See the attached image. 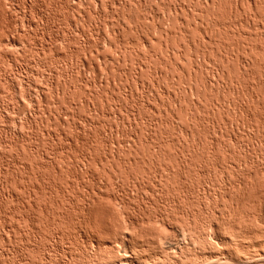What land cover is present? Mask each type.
<instances>
[{"label":"rangeland","instance_id":"374dc122","mask_svg":"<svg viewBox=\"0 0 264 264\" xmlns=\"http://www.w3.org/2000/svg\"><path fill=\"white\" fill-rule=\"evenodd\" d=\"M129 1L133 0H0V264L119 262L122 256L132 257L123 249L128 242L125 240L130 238L127 229L135 232L138 226L141 234L147 228V234L150 233L151 227L140 220L148 222L153 215L155 219L160 216L158 219L167 223L166 228L171 224L172 227L167 229L169 236L173 231L176 235L182 232L180 230L188 226L192 218L190 224L194 221V227L193 224L189 226L198 233L191 232L189 226L188 230L190 234H196L194 237L199 242H206L201 243L206 244L205 250L208 244H224L221 231L224 232L226 225L227 230L231 225L235 227L233 224L241 222L240 219L247 215H250L245 217L250 220L249 226L252 223L255 226L252 231L264 223V0L254 1L255 5L253 0V5L250 0ZM168 12L171 14L167 16ZM185 22L187 32L180 26ZM179 26L185 31L180 28L174 37L172 31ZM168 27L173 30L170 32ZM162 30L168 31L171 39L163 37L168 32L164 34ZM102 35L106 43H100ZM164 38H168L167 43ZM164 42L168 52L164 50ZM160 68H164L165 71L161 70L166 72V78L157 75ZM187 70H190L188 75L194 76L186 77ZM188 84L197 88L198 93ZM183 89L191 98H183ZM179 95L180 100L184 99L179 101L184 108L177 101ZM177 107L183 110L179 113ZM137 159L144 167L135 161ZM141 159L146 160V164ZM121 161H127L122 164L125 167L129 166L128 161L137 163L130 164L131 173H125L128 180L136 171L135 177L140 174L143 178H132L131 182L124 179L123 183V170L130 171V168L127 166L122 170ZM179 161L180 168L175 165ZM164 163L169 167L175 165L173 170L170 167L174 174L170 173L168 178L163 177L166 174H159L163 172L159 169ZM113 164L123 171H116L115 167V173H120L117 177L113 173ZM149 166H155L153 169L159 172H155L156 169L150 172L153 169L148 170ZM169 167L165 169L168 171ZM142 169L145 174L141 175L138 170ZM165 169L164 173L168 174ZM110 172L114 176L108 174ZM254 175L262 178L259 181L255 176L260 184L250 177ZM155 176L160 180L159 184V180H154ZM111 177L116 179L115 183ZM165 178L167 189L173 180L171 189L173 185L175 187L168 191L171 196L180 194L177 199L166 196ZM243 179L249 185L243 183ZM134 180L140 181L141 185ZM184 180L186 183L181 184ZM202 181H207L206 185ZM131 183L140 188H134ZM187 183L192 187L191 192ZM183 185L186 188L181 187ZM195 186L199 190L203 188V192L204 189L209 191L203 195L201 190H195ZM161 188L164 191L159 192ZM185 189H188L187 194L182 191ZM115 195L123 200L120 202L117 196L113 197ZM211 195L213 199L220 198L221 204L219 199L209 198ZM203 197L211 205L209 202L206 205ZM109 198L113 201L115 198L114 203L118 204L114 205L115 216L123 209V216L119 214V218L122 216L124 222L128 218L125 237L118 236L121 231L118 222V233L112 224L105 225L113 233L105 226L98 230L99 225L94 222L100 217L103 206L111 203ZM232 202L239 203L238 207ZM175 203L182 206L177 207ZM157 206L160 207L158 211ZM163 206L168 209L165 213ZM185 206L187 209L182 211L180 207ZM204 207H210V211ZM128 209L130 215H136L134 220L126 214ZM213 209L219 211L215 213ZM233 209L236 211L232 213L234 219L228 217V210L232 212ZM221 211L227 215H221ZM154 212L157 214L151 215ZM114 213H111L112 220H117ZM182 213L206 217L195 218L194 214L191 217ZM179 214L187 220L179 218ZM168 215L170 223L163 217ZM251 215L253 218L250 219ZM220 217L226 222L222 227L212 224L215 218V222H223ZM194 218L198 219L196 224ZM199 218L210 221L199 222ZM135 219L140 222L137 226L132 222ZM257 220L261 223L255 222ZM177 223L182 224L179 231ZM202 223H206L204 229ZM109 232L114 237L109 238ZM227 233L224 236H228ZM204 235H212L209 236L211 239L208 237L210 242ZM115 240L116 244H112ZM119 241L123 247L118 245ZM210 245L205 255L212 254L217 247L211 249ZM220 246L218 248L222 250ZM220 250L214 252L219 255ZM169 252L158 253L167 260L165 264H169L168 259H174L170 255L173 252Z\"/></svg>","mask_w":264,"mask_h":264},{"label":"bare ground","instance_id":"6f19581e","mask_svg":"<svg viewBox=\"0 0 264 264\" xmlns=\"http://www.w3.org/2000/svg\"><path fill=\"white\" fill-rule=\"evenodd\" d=\"M122 1H123V0H122ZM124 1H126V0H124ZM127 1H128V0H127ZM133 1H134V0H133ZM133 1H131V2H133ZM203 1H204V0H203ZM205 1H206V0H205ZM207 1H208V0H207ZM209 1H210V0H209ZM254 1H258V0H253V3H254V5H255L256 2H254ZM129 2H130V1H129ZM131 2H130V3H131ZM250 2H251V0H250ZM251 3H252V2H251ZM253 3H252V5H253ZM115 4H116V3H115ZM123 4H125V2L122 3V5H123ZM126 4H128V2H127ZM237 4L239 5V3H237ZM119 5H120V4H119ZM122 5H121V6H122ZM256 5H257V4H256ZM125 6H126V5H124V7H125ZM237 7H239V6H237ZM170 14H171V13H170ZM170 14H169V12H168V13H167V16L170 15ZM166 18L168 19L169 17H166ZM166 18H165V19H166ZM167 19H166V20H167ZM168 20H170V18H169ZM183 24H184V23H183ZM121 25H122V23H121ZM123 25H124V24H123ZM160 25H162V24L160 23ZM170 25H171V24H170ZM164 26H165V25H164ZM180 26H181L182 28L184 27V28L186 29V31H185V29H182ZM180 26H179L178 29H176V30H175V29L173 30V28L170 29L171 27H173V25H171L170 28L168 27V28L170 29V32H171V30H173V31H172V34H173V32H174V34H173L174 37H175V32H176V31L178 32V31H181V30L183 31V30H184L185 32H187V30H188V29H187V28H188V25H186V22H185V25H180ZM186 26H187V28H186ZM122 28H123V27H122ZM164 28H165V27H164ZM166 28H167V27H166ZM180 28H181V30H180ZM163 30H164V29H163ZM163 30H162V32L164 33ZM167 32H168V31H167ZM167 32H166V33H167ZM185 32H183V33H185ZM166 33H164V34H166ZM181 33H182V32H181ZM206 33H207V32H206ZM168 34H169V35H168ZM168 34H166L165 36L163 35V37H168V38H169V36H171V35H170L169 32H168ZM204 34H205V33H204ZM161 35H162V34H161ZM167 35H168V36H167ZM176 35H177V34H176ZM178 35H180V32L178 33ZM102 36H103V35H102ZM117 36H118V32H117ZM106 37H107V35H106ZM204 37H205V36H204ZM99 38H100V41H101V42H100L99 40H98V42H100V43H102V42H105V43H106V42H107V40L104 39V36H103V37H99ZM99 38H98V39H99ZM160 38H162V37H160ZM168 38H167V40L164 38L163 41H165V40L168 41ZM172 38H173V37H172ZM141 39H142V38H141ZM162 39H163V38H162ZM169 39H171V38H169ZM145 40H146V39H145ZM160 40H161V39H160ZM117 41H118V40H117ZM161 41H162V40H161ZM166 41H165V42H166ZM159 42H160V41H159ZM165 42H164V43H165ZM166 43H167V42H166ZM166 43L164 44V46H165L164 50H165V51L167 50V49H166V47H167V46H166ZM162 44H163V43H162ZM167 45H168V44H167ZM162 47H163V45H162ZM169 49H171V47H170ZM164 50H163V51H164ZM168 51H169V50H167L166 52H168ZM39 52H40V51H39ZM42 52H43V51H42ZM177 52L179 53V51H177ZM170 54H171V53H170ZM176 54H177V53H176ZM180 54H181V53H180ZM180 54H178V55H180ZM171 55H172V54H171ZM171 55H170V57H171ZM96 56H98V53H97ZM180 56H181V55H180ZM182 56H183V55H182ZM95 58H97V57H95ZM88 60H89V59H88ZM96 60H97V59H96ZM97 61H98V60H97ZM100 61H101V60H100ZM89 62H90V60H89ZM166 66H168V65H166ZM166 66H165V68H166ZM168 68H169V67H168ZM161 69L163 70L164 68H160V70L158 69L159 71L156 72V73H157V75H158V73H159L160 76H161V75H164V77H165L166 72H163V71H165V70L167 71V68H166L165 70H163V71H162ZM169 70H170V69H168V71H169ZM187 71H188V72H186V71H185V72H186L187 75H188V73H189L190 70H187ZM167 73H169V72H167ZM191 73H192V72H191ZM170 74H171V73H170ZM193 74H194V73H193ZM168 75H169V74H168ZM172 75H173V74H172ZM185 75H186V74H185ZM189 75H191V74H189ZM189 75L186 76V77L189 78ZM191 76L193 77L194 75H191ZM191 76H190V77H191ZM162 77H163V76H162ZM171 77H172V76H171ZM192 77H191V78H192ZM158 78L160 79V77H158ZM165 78H166V77H165ZM192 79H193V78H192ZM188 85H189V84H188ZM195 85H196V84H195ZM195 85H193V86H195ZM189 86H191V90H193V88L195 89V87L192 88V85H189ZM196 87H199V86L196 85ZM188 89H189V88H188ZM186 90H187V89H186ZM183 91H184V89H183ZM193 91H194V90H193ZM195 91H196V93H198V89H197V88L195 89ZM195 91H194V92H195ZM185 92H188V91H184L183 93H185ZM189 92H190V90H189ZM192 93H193V92H192ZM179 94H181V93H179ZM188 94H189V93H187V94L185 93L184 95H183V94H181V95L184 96L183 98L186 97L187 99H189V98H191V96H187ZM190 94H191V92H190ZM175 95L178 96L176 93H175ZM175 95H174V96H175ZM191 95H192V94H191ZM176 96H175V97H176ZM172 97H173V96H172ZM188 97H189V98H188ZM173 98H174V97H173ZM178 98H179V100H177V98H176V100H177L178 102H179V101H180V102H183V101H184L183 98H182L183 100L181 99L182 101L180 100V95H179ZM186 98H185V99H186ZM187 99H186V100H187ZM174 100H175V98H174ZM191 100H192V99H191ZM178 102H177V104H178ZM180 102H179V103H180ZM175 103H176V102H174V104H175ZM180 104H181V103H180ZM176 106H177V105H175V108H176ZM178 106H179V104H178ZM182 106H183V104L180 105V107H182ZM182 108H184V107H182ZM182 108L177 107L178 111H179L180 109H182ZM177 109H176V110H177ZM182 110H183V109H182ZM178 111H177V112H178ZM179 113H180V111H179ZM179 113H176V114H179ZM174 116H175V115H174ZM178 116H179V115H178ZM155 150H156V149H155ZM183 156H184V155H183ZM183 156H182L181 158H183ZM179 157H180V156H179ZM120 158H121V157H120ZM141 158H142V157H141ZM181 158H180V159H181ZM124 159H125V158H124ZM151 159H152V157H151ZM169 159H170V158H169ZM169 159H168V160H169ZM177 159H178V158H177ZM180 159H179V160H180ZM104 160H105V159H104ZM113 160H114V159H113ZM129 160H130V159H129ZM156 160H158V159H156ZM163 160H164V159H163ZM168 160H167V162H168ZM181 160H183V159H181ZM101 161H102V160H101ZM132 161H134V160H132ZM135 161H136V162L139 161V163H138V162H137V163L140 165V160H139V159H137V160H135ZM141 161H143V159H141ZM147 161H148V160H147ZM150 161H151V160H150ZM175 161H176V160H175ZM185 161H186V160H185ZM104 162H105V161H104ZM108 162H109V161H108ZM112 162H113V161H112ZM116 162H118V160H117ZM121 162H122V161H121ZM123 162H124V161H123ZM123 162L121 163V165L123 164ZM126 162H127V161H126ZM126 162H124V163L127 164ZM129 162H130V161H128L129 166L127 165L128 167H127V166H126V167H127V169L130 168V171H129V169H128V171H127V170H126V171L123 170V169L126 168L125 166H123V165H124V164H123V165H122V166H123V167H122V170H123L124 172L121 171L120 169H118L119 166H120V164H119L120 162L117 163L119 166H115V165L113 164V165H114V166H113V168H114V169H113V170H114L113 173L115 174V177H117L116 175H117V173H118V172L115 173V167H117V168H116V171L119 170V172H123V173H124L123 183L125 182L124 179L128 180V178L126 177V176H128V174L126 175L125 173H126V172H127V173H128V172L131 173V172L133 171V168H132V166L130 165V164H132L133 162H131V163H129ZM145 162H146V160H145ZM145 162L143 161V163H145ZM163 162H164V161H163ZM167 162H166V163H167ZM187 162H188V161H187ZM105 163H106V162H105ZM105 163H103V164H105ZM137 163L134 162L133 165H134V164H137ZM149 163H150V162H149ZM157 163H158V162H157ZM166 163H164V165H163L162 167H164ZM117 164H116V165H117ZM141 164H142V163H141ZM145 164H146V163H145ZM152 164H153V163H152ZM181 164L184 166V163H182V161H181ZM106 165H108V164H106ZM111 165H112V164H111ZM111 165H110V167H111ZM139 165H138L139 170L141 169L142 166L144 167V165H140L141 167H139ZM153 165H154V164H153ZM155 165H156V164H155ZM159 165H160V164H159ZM175 165H176V167H179V168H180V166H181V165H180V161H179V163L176 162ZM175 165H173V166H175ZM177 165H178V166H177ZM179 165H180V166H179ZM185 165H186V163H185ZM135 166H136V165H135ZM151 166H152V165H151ZM156 166H157L158 168L161 167V166H158V165H156ZM167 166L169 167L168 164H167ZM167 166H165V168H166ZM173 166H170V167L172 168V170H173ZM101 167H103V165H101ZM106 167H107V166H106ZM124 167H125V168H124ZM153 167H155V166H153ZM153 167H151V168L153 169ZM162 167H161V169H159V170H162L163 172L161 171L162 173H159V174H161V176H162V174H166V176H163V177H167V178H168L167 175H169V174L171 173V172H170V167H169V170H168V171H167L165 168H163V169L166 170V172H169L168 174H167V173H164L165 171L162 169ZM134 168H135V170H136L137 167H134ZM138 168H137V169H138ZM148 168H149L148 170L151 169L150 166H149ZM183 168H184V167H183ZM103 169H104V168H103ZM109 169L112 170L111 168H109ZM154 169H156V168H154ZM154 169H153V170H150V172H152V171L154 172ZM113 170H112V171H113ZM135 170H134V171H135ZM139 170H138V172L141 173V175H142V174H145V173L143 172V169H142L141 171H139ZM172 170H171V171H172ZM197 170H198V169H197ZM263 170H264V169H263ZM263 170L261 169L262 172H263ZM112 171H111V172H112ZM156 171H157V169L155 170V172H156ZM213 171H214V170H213ZM261 171H259V174H260V173L262 174ZM104 172H105V170H104ZM111 172L108 173V174H111ZM158 172H159V171H157V173H158ZM217 172H218V171H217ZM106 173H107V172H106ZM113 173L111 174L112 176H114ZM123 173H121L122 176H123ZM130 173H129V174H130ZM134 173H135V172H133V174H134ZM157 173H155V175H156ZM257 173H258V172H257ZM118 174H120V173H118ZM136 174H137V171H136V173L134 174V176H132V178H133V179L135 178V179L137 180V178H139L140 174H138L139 176L137 175V176H138L137 178L135 177ZM148 174H149V173H148ZM148 174H147V175H148ZM152 174H153V173H152ZM152 174H151V175H152ZM172 174H174L173 171H172L171 175H172ZM182 174H183V173H182ZM213 174H214V173H213ZM259 174H258V175H259ZM263 174H264V172H263ZM263 174L261 175L262 178H263ZM105 175H106V174H105ZM111 175H110V176H111ZM125 175H126V176H125ZM151 175H150V179H151ZM171 175H170V177H171ZM186 175H188V174H185V177H187ZM204 175H205V174H204ZM218 175H219V173H218ZM106 176H107V175H106ZM106 176H105V177H106ZM110 176H108V179H109ZM119 176H120V175H119ZM119 176H118V177H119ZM143 176H144V175H143ZM143 176H142V177L140 176V177L143 178ZM145 176H146V175H145ZM153 176H154V174H153ZM157 176H159V175H157ZM212 176H213V175H212ZM219 176H220V175H219ZM255 176H256V175H254V177H253V176H250V177H251L252 179H255V181H256V178H257L258 176H256V178H255ZM120 177H121V176H120ZM120 177H119V178H120ZM130 177H131V175H130ZM146 177H147V176H146ZM180 177H181V176H180ZM183 177H184V176H183ZM220 177H221V176H220ZM259 177H260V176H259ZM132 178H130V179H132ZM141 178H139V180H140ZM147 178H148V177H147ZM155 178H156L157 180H159L158 177L155 176V177H154V180H155ZM160 178H162V177H160ZM171 178H172V177H171ZM205 178H206V177H205ZM205 178H203V179H205ZM262 178L260 177L259 179H262ZM130 179H129L127 182H131ZM133 179H132V180H133ZM162 179H163V178H162ZM180 179H181V178H180ZM184 179H185V178H184ZM215 179H216V178H215ZM215 179H214V180H215ZM245 179H246V177H245ZM245 179H243L242 182L244 183V181H245V183L247 184V182H246ZM252 179H251V180H252ZM257 179H258V178H257ZM259 179H258V180H259ZM110 180H111V181L113 180L112 183H115L114 181H115L116 179L114 180V179L111 177ZM144 180H145V179H144ZM151 180H152V179H151ZM154 180L152 181L153 184H154ZM157 180H156V181H157ZM164 180H165V182H166L167 179L165 178ZM168 180H169V179H168ZM200 180H201V179H200ZM200 180H199V182H201ZM206 180H207V179H206ZM249 180H250V178H249ZM249 180H248V181H249ZM258 180H257L256 182H258ZM111 181H109V183H110ZM118 181H119V180H118ZM134 181H135V180H134ZM134 181H133V182H134ZM142 181H143V180H142ZM156 181H155V182H156ZM182 181H183V179H182ZM197 181H198V180H197ZM204 181H205V180H204ZM217 181H218V180H217ZM221 181H222V180H221ZM240 181H241V180H240ZM253 181H254V180H253ZM253 181H252V182H253ZM255 181H254L253 183H255ZM259 181H260V180H259ZM262 181H264V180L262 179ZM71 182H72V181H71ZM135 182H136V181H135ZM135 182H134V183H135ZM139 182H140V181H139ZM139 182H136V183L138 184ZM159 182H160V180L157 181L158 184H159ZM161 182H162V184L164 183L163 180H162ZM172 182H173V180H172ZM172 182H171V185H172ZM202 182H203V181H202ZM206 182H207V181H206ZM206 182H205V183H206ZM208 182H209V181H208ZM250 182H251V181H250ZM250 182H249V183H250ZM66 183H67V182H66ZM109 183H108V184H109ZM118 183H119V182H118ZM134 183H133V184H134ZM136 183H135V184H136ZM157 183H156V185H158ZM180 183H181V184H184V183H186V181L184 180V182H180ZM180 183H179V184H180ZM196 183L198 184V182H196ZM203 183H204V182H203ZM203 183H201V184H203ZM205 183H204V184H205ZM214 183H215V182H214ZM214 183H213V185H214ZM240 183H241V182H240ZM240 183H239V184H240ZM253 183H252V184H253ZM258 183L260 184V182H258ZM258 183H255V184L257 185ZM72 184H73V182H72ZM131 184H132V183H131ZM131 184H130V185H131ZM133 184H132V185H133ZM162 184L160 183V185H162ZM167 184H168V181L166 182V184L164 183L165 186L162 185V186H164V189H167V188H165V187H168V186H166ZM174 184H175V183H174ZM181 184H180V185H181ZM209 184H210V183H209ZM241 184H242V183H241ZM246 184H245V185L243 184L244 187L246 186ZM255 184H254V186H255ZM259 184H258V186H259ZM119 185H120V184H119ZM138 185H139V184H138ZM140 185H141V182H140ZM148 185H149V184H148ZM156 185H155V186H156ZM169 185H170V184H169ZM171 185H170V187H169L170 189L168 188L170 191H172L173 186H174V185H173V186H172V189H171ZM177 185H178V184H177ZM180 185H179V186H180ZM185 185H186V184H185ZM188 185H189V184L187 183L186 186H188ZM199 185H200V184H199ZM199 185H197V187H198ZM205 185H206V184H205ZM205 185H204V187H205ZM211 185H212V184H211ZM211 185H210V186H211ZM247 185H249V184H247ZM250 185H251V183H250ZM66 186H67V185H66ZM128 186H129V185H128ZM152 186H153V185H152ZM162 186H161V187H162ZM179 186H177V187H179ZM202 186H203V185H202ZM217 186H218V185H217ZM217 186H216V187H217ZM240 186H241V185H240ZM252 186H253V185H252ZM254 186H253V187H254ZM261 186H262V185H261ZM111 187H112V185H111ZM119 187H120V186H119ZM131 187H132V186H131ZM133 187L135 188L136 186L133 185ZM137 187L140 188L139 186H137ZM137 187H136V188H137ZM153 187H154V186H153ZM174 187H175V186H174ZM181 187H184V185L181 186ZM181 187H180V188H181ZM188 187H189V186H188ZM195 187H196V186H195ZM195 187H194V188H195ZM197 187L195 188V190H198V192H200V190L202 191L203 188L199 190V189H197ZM200 187H201V186H200ZM207 187L210 188L209 185H208ZM249 187H250V186H249ZM259 187H260V186H259ZM138 188H137V189H138ZM154 188H156V187H154ZM184 188H186V187H184ZM191 188H192V187H191ZM191 188H190V187L188 188V189H190V192H191ZM194 188H193V191H192L193 193H194V191H195ZM214 188H215V187H214ZM251 188H252V187H251ZM254 188H255V187H254ZM257 188H258V187H257ZM114 189H115V188H114ZM114 189H113V191H114ZM156 189H157V188H156ZM162 189H163V188L159 189V192H160ZM168 189H167V191H168ZM174 189L178 190L177 188H174ZM188 189H187V190H188ZM131 190L133 191V189H131ZM176 190H175V191H176ZM187 190L185 189V190H182V191H186L185 194H187ZM206 190H208V189H204V192L202 191V192H203V195H204V193H205ZM210 190H214V191H213L214 193L216 192L215 189H213V188H211ZM152 191H153V190H152ZM162 191H164V190H162ZM167 191H166V192H167ZM179 191H180V189H179ZM179 191H178V192H179ZM208 191H209V190H208ZM156 192H157V190H156ZM159 192H157V193H159ZM166 192H164V193H166ZM190 192H189L188 194H191ZM202 192H201V195H202ZM153 193H154V191H153ZM168 193H169V191H168ZM168 193L166 194V196L168 195L169 198L172 197V199H173V197H174V199H175V198L177 199L178 196H180V194H179L177 197L174 196V195L171 196V194H170L171 192L169 193L170 195H169ZM176 193H177V192H176ZM6 194H7V193H6ZM154 194H155V193H154ZM159 194H160V193H159ZM162 194H163V193H162ZM162 194H161V195H162ZM172 194H173V192H172ZM174 194H175V192H174ZM177 194H178V193H177ZM177 194H176V195H177ZM181 194H183V193H181ZM197 194H198V193H197V191H196V196H197ZM207 194H208V193H207ZM212 194H213V193H212ZM219 194H220V193H219ZM183 195H184V194H183ZM192 195H194V194H191V197L194 198V196H192ZM199 195H200V193H199ZM203 195H202V196H203ZM205 195H206V194H205ZM215 195H218V194L215 193ZM215 195H214V197H215ZM221 195H222V194H221ZM116 196H117V195H115V196H113V197H116ZM156 196H157V195H156ZM162 196L164 197V194H163ZM168 196H167V197H168ZM185 196H186V195H185ZM185 196H184V197H185ZM202 196H200L201 199H202ZM206 196H207V195H206ZM206 196H205V197H206ZM208 196H209V195H208ZM212 196H213V195H211L209 198H212V199H213ZM167 197H165V200L168 201L169 198L166 199ZM182 197H183V196H181V201H183ZM107 198H108V197H107ZM186 198H187V197H186ZM188 198H189V196H188ZM188 198H187V200H188ZM193 198H192L191 200H193ZM197 198H199V196H198ZM197 198H195V199H197ZM200 198H199V199H200ZM203 198H204V197H203ZM207 198H208V197H207ZM216 198H217V196H216ZM216 198H215V199H216ZM109 199H110V201H111L113 198H112V199L109 198ZM116 199H118V196L116 197ZM163 199H164V198H163ZM163 199H162V200H163ZM179 199H180V198H179ZM184 199H185V198H184ZM215 199H213V200H215ZM217 199H219L218 202H219V204H221L222 200H220V198H217ZM118 200H120V199H118ZM121 200H123V199H121ZM121 200H120V202H121ZM155 200H156V199H155ZM158 200H159V199H158ZM187 200H185L186 203H190V202H191V201L188 202V201L190 200V198H189L188 201H187ZM207 200H208V199H207ZM207 200H206V198H204L203 201H206V202H207ZM105 201H108V200L106 199V197H105ZM110 201H109V202H110ZM163 201H164V200H163ZM174 201H175V200H174ZM174 201H173V202H174ZM177 201H178V200H177ZM177 201H175V202H177ZM196 201H197V200H196ZM201 201H202V200H201ZM203 201H202V203H201V202L198 200V202H200L202 205L204 204ZM220 201H221V202H220ZM232 201H233V200H232ZM114 202H116L115 198H114V201L112 200L111 203H110L108 206H106L108 203L105 202V203H107V204H105L104 206L102 205L103 208L101 207V208H102V209H101L102 212H101V215H99L100 217H97L98 219L96 218L94 222H95V224L97 223V226L99 225L98 227H99L100 229L97 228L98 230H102V229L104 228V226L106 227L105 224H107V226H108L109 224H112L113 228H114V227L117 228V229H116V230H117L116 233H118V229H119V227L116 225L117 222H118V223L120 224V230H121V231L118 233V236H120V237H123V236H124V237H125V236H127V235L125 234V229H127V227H125V226H127V225H125V223L127 222L128 218H127L126 222H124V221L121 219V217L123 216L122 213H124V212H121L123 209H121V210H120V213H118V215L115 216L116 211H115V209H114V205H118V204H115ZM117 202H119V201H117ZM123 202H124V201H123ZM123 202H122V203H123ZM206 202H205V204H206ZM208 202H209V201H208ZM208 202H207L206 205H208ZM103 203H104V202H103ZM103 203H102V204H103ZM124 203H125V202H124ZM124 203H123V206H124ZM165 203H166V202H164V204H165ZM183 203H184V202H183ZM192 203H193V202H192ZM212 203L214 204V202H212ZM216 203H217V202H215V204H216ZM223 203L225 204V202H223ZM223 203H222V204H223ZM229 203H230V202H229ZM159 204H160V203H159ZM166 204H167V203H166ZM166 204H165V205H166ZM169 204H171V201H170ZM175 204L177 205V207L181 205V203H180L179 205H178L177 203H175ZM194 204H195V203H194ZM197 204H198V203H197ZM209 204L211 205V202H209ZM219 204H218V207H219ZM227 204H228V203H227ZM232 204H236V202H235V203L232 202ZM238 204H239V203H237L235 206H237ZM119 205H120V204H119ZM162 205H163V204H162ZM187 205H188V204H187ZM187 205H186V206H187ZM192 205H193V204H191L190 206H191L192 208H194V211H196L195 207L192 206ZM195 205H196V204H195ZM198 205H199V204H198ZM210 205H209V206H210ZM216 205H217V204H216ZM228 205H229V204H228ZM230 205H231V204H230ZM121 206H122V204H121ZM121 206H120V208H121ZM166 206H167V205H166ZM166 206H165V207L163 206V207L165 208V209H164L165 211H164V210H160V211H164V213H165V212L168 210ZM168 206H170V205H168ZM171 206H172V205H171ZM173 206H174V203H173ZM181 206H182V205H181ZM186 206H185V207H180V209L183 208L182 211H184L185 208H186ZM188 206H189V205H188ZM188 206H187V208H188ZM199 206H200V205H199ZM199 206H198V207H199ZM213 206H214V205H213ZM213 206H212V208H213ZM220 206H221V205H220ZM232 206H233V205H231L230 207H232ZM104 207H105L106 209H104ZM107 207H108V208H107ZM115 207H116V206H115ZM124 207H125V206H124ZM124 207H123V208H124ZM196 207H197V206H196ZM198 207H197V209H198ZM201 207H202V206H201ZM218 207H216V208H218ZM222 207H223V206H221L220 208L223 209ZM225 207H226V205H225ZM225 207H224V209L227 211V208H225ZM227 207H228V206H227ZM230 207H229L228 209H230ZM233 207H234V206H233ZM237 207H238V206H237ZM240 207H241V206H240ZM240 207H239V208H240ZM125 208L127 209V206H126ZM155 208H156V210H157L158 206L155 207ZM159 208H160V207H159ZM159 208H158V209H159ZM161 208H162V207H161ZM168 208H170V207H168ZM172 208H173V207H172ZM174 208H176V207H174ZM187 208H186V209H187ZM192 208H191V209H192ZM204 208H207V209L209 210L210 207H204ZM214 208H215V207H214ZM220 208H219V209H220ZM234 208H235V207H234ZM166 209H167V210H166ZM170 209H171V208H170ZM207 209H203V210H207ZM156 210H155V211H156ZM188 210H189V209H188ZM213 210H216V209H213ZM213 210H211L212 213L214 212ZM230 210H232V209H230ZM237 210H238V208H237ZM239 210H240V209H239ZM239 210H238V211H239ZM113 211H115V213H114ZM118 211H119V209H118ZM125 211H126V210H125ZM127 211L129 212V209H128ZM130 211H131V210H130ZM157 211H158V210H157ZM157 211H156V212H157ZM180 211H181V210H180ZM186 211H187V210H186ZM190 211H191V210H190ZM190 211H189V212H190ZM198 211H199V210H198ZM200 211H202V210H200ZM209 211H210V210H209ZM218 211H219V210L217 209L215 213H217ZM156 212L152 213L151 215L155 214ZM191 212H192V211H191ZM202 212H203V211H202ZM204 212H206V211H204ZM211 212H206V213H210V215H211ZM221 212H222V211H221ZM221 212H219V213H221ZM224 212H225V211H224ZM224 212H222L221 215H222ZM228 212H229V213H228V217H232V216H233V219H234L235 217H234V214H232V213H233V212H236V211L233 209L232 212L229 211V210H228ZM230 212H231V214H230ZM239 212L241 213V211H239ZM246 212H247V211H246ZM99 213H100V212H99ZM111 213H112V214L114 213V217H116L118 221H117V220H114L115 218L112 220V216H113V215H111ZM130 213H131V212L126 213V214L130 215ZM161 213H162V212H161ZM161 213H160V214H161ZM164 213H162V214L165 215ZM180 213H181V212H180ZM187 213H188V212H187ZM187 213H186V214H183V213H182V214H183V215H187ZM194 213H195V212H194ZM194 213H192V215H190V214H191V213H190V214H188L187 216L190 215V216L192 217ZM200 213H201V212H200ZM225 213H227V212H225ZM225 213H224V214H225ZM244 213H245V212H244ZM254 213H255V212H254ZM97 214H98V213H97ZM119 214L122 215V216L120 215V216H121L120 218H119ZM156 214H157V213H156ZM158 214H159V213H158ZM224 214H223V215H224ZM229 214H230L231 216H229ZM237 214H239V213L237 212ZM237 214H236V216H239V215H237ZM251 214H252V213H251ZM124 215H125V214H124ZM128 215H127V217H129ZM134 215H135V214H134ZM134 215H133V216H134ZM177 215H178V214H177ZM179 215H180L179 218L184 219V217H181V214H179ZM196 215H197V214H196ZM196 215L194 214L195 218L200 216L199 214H198L199 216H196ZM201 215H202V214H201ZM203 215H205V214H203ZM213 215H215V214H213ZM213 215H211V216H213ZM218 215H219V214H218ZM221 215H220V216H221ZM225 215H227V214H225ZM241 215H242L243 217L245 216V215H243V213H242ZM252 215H253V214H252ZM252 215H251L250 219L253 218ZM254 215L256 216L257 214H254ZM96 216H97V215H96ZM125 216H126V215H125ZM130 216H132V215H130ZM133 216H132V217H133ZM135 216H136V215H135ZM138 216H139V215H138ZM149 216H150V215H149ZM153 216H154V215H153ZM153 216H152V218H153ZM187 216H186V217H187ZM216 216H217V214H216ZM216 216H214V217H216ZM247 216H250V215H247ZM247 216H245V217H247ZM132 217H130V218H132ZM143 217H145V216H143ZM143 217H141V218L139 217V218H140V219H143ZM147 217H148V215H147ZM150 217H151V216H150ZM150 217H148V218L150 219ZM155 217H156V216H154V219H153V220H151L152 218H151L149 221L147 220L148 222H145L144 220H140V222L143 221V224H144V225H145V223H147L146 226L148 225V227H149V228L151 227V229L153 230V231H152V230L150 229L151 232L148 230V231L150 232V233H148V234H147V232H146L147 229H148V228H147V229L145 228L146 226L144 227V228L146 229V231L144 230V231L146 232V234H143V233H145V232H143L142 229H141V230H142V234L139 232V229H138L139 227L137 226V224H139L140 222L137 223V221H136V220H138L139 218H138V219H135V221H132L133 223H134V222L136 223V226H137L138 228L136 227L135 229H137L138 231L135 230V232H134V230H133V232H132V230H130V231L132 232V234H130L131 232L127 229V231L129 232V234H128L127 231H126V232H127V234L130 236V238H127L128 240H125L126 242H127V241H128V242L125 243V247L123 248V249H124V253L127 254V255H129V254L131 253V256H132V257H131V258H129V257L126 258V256H122V258L119 259V262H118V261H111L110 263H107V264H165V263L167 262V260L165 259V261H166V262H165V261L163 260V258L160 257L161 255H158V253H159L158 251H160V250H161L163 253H164L166 250H169L170 252H173V253H171L170 255H171L172 257L174 256V259L171 258V260H170V259L167 258L169 264H264V235H263L264 233L262 232V230L264 229V228H263L264 223L262 224L261 222H259V221L261 220L260 217H259V219H260L259 221H258V220L255 221V222L261 223L260 225H263V226H261V227L263 228L262 230H259V229L261 228L260 225H259L260 228L258 227V224L256 225V226L259 228V229L256 228L257 230H259L258 233H254V232H256L257 230H255V231L253 230V231H252V229L255 227V226H253L254 223L251 222V223H252V226H251V225L249 226V224H250V223H248V220H249V219H246L245 217H244L243 220L240 219L241 222H238V221H237L238 224H237V223L233 224V226H235V227H232V225H231V226H230L231 229L229 228V229L227 230V229H226V228H228L227 225H226V228L223 227V228H225V229H224V232H225V233L222 232L223 230L221 231V233H220V232H217V233L222 234V237H224V238H222V241H221V242H223V241L226 242V243L224 242V244H226V245H224L223 243L220 244L218 241H215V242H218V243H217L218 246L222 245V247H223L222 250H220L221 248L219 249L218 246L215 245V244L212 242L213 240L211 241V242L213 243V244H212L213 247H212V245L208 244V243L210 242L209 240L211 239L210 237H211L213 234L215 235V233L212 234L211 232H209V234H212V235H209L210 237L204 235V236H206V238H208V237L210 238V239L208 238V241H209V242H207V244H208V248H209V245L211 246V249L214 248L215 246H217V247H215L216 249L214 248V251L216 252V250H217V251L220 250V252H219L220 254H219V255H217V254L213 251V253H215L217 256H216V255L212 256L213 253H212V254H209V252H207V253H208L210 256L207 255V254H206V255L204 254L205 251H206L208 248L205 250V248H206L205 245H206V244H205V245H204V244H201V243H206V242H199V240L196 239V238L194 237V236H196V234H197L198 232L196 233V231L193 230L192 227L189 226V225L192 226V224L194 223V221H193V222H191L192 224H190V221H191L192 218L190 219V218L188 217V218L190 219V221H189V225H188V226L191 228V229H190L191 232H192V230L195 231V233H196V234L194 233L195 235H193L192 233L190 234V232H189V230H188V229H189L188 226H184V225H183V226L185 227V229H184V227H183V230H180V231H182V232L177 233V235L175 234L176 232L173 233V232H174L173 230L176 231V229H173V230H172V228H170V229L173 231L171 234H175V235H176V236L174 235L175 237H173V235H172V237H171V234H170V236H169V233H170V232H168V230H169L168 228L171 226V224H170V226H169L168 228H166L165 225H167V223L164 222V223H166V224H164V223L162 222V221H163L162 219H161L162 221H161L160 219H158L160 216H159V217L157 216V217H158L157 219H155ZM161 217H162V216H161ZM163 217H165V220H167V222L171 219V218L169 217V215H168L167 217H166V216H163ZM163 217H162V218H163ZM168 217H169L170 219H168ZM175 217H176V216H175ZM200 217L203 218V217H206V215H205V216H200ZM208 217H209V215H208ZM223 217H224V216H223ZM228 217H226V218H228ZM243 217H242V218H243ZM118 218H119L120 220H119ZM122 218H123V217H122ZM145 218H146V217H145ZM145 218H144V219H145ZM195 218H194L193 220H195V224H196V222H198V219H197V221H196ZM210 218H211V220L214 219L213 217H210ZM210 218H209V219H210ZM212 218H213V219H212ZM218 218H219V217L217 216V219H218ZM220 218H221V217H220ZM236 218H237V217H236ZM239 218H241V217H239ZM239 218H238V219H239ZM247 218H248V217H247ZM256 218H257V216H256ZM132 219L134 220V217H133ZM146 219H147V218H146ZM163 219H164V218H163ZM176 219H177V217H176ZM221 219H222V218H221ZM221 219H220V220H221ZM93 220H94V219H93ZM124 220H125V219H124ZM184 220H187V219L185 218ZM204 220L206 221L205 218H204ZM204 220H203V221H204ZM207 220H208V219H207ZM215 220H216V218H215ZM215 220H214V222L212 221V222H213L212 224H215V223H216L217 225L221 224V225H220L221 227L223 226L222 223L224 224V222H225V220H223V219H222L223 222H221V223H219V222L217 223V222H215ZM222 220H221V221H222ZM236 220H237V219H236ZM236 220H235V221H236ZM253 220H254V219H253ZM263 220H264V219H263ZM263 220H261V221H263ZM138 221H139V220H138ZM174 221H175V220H174ZM180 221L182 222L183 220H180ZM201 221H202V220L199 218V222H201ZM203 221H202V222H203ZM208 221H210V220H208ZM208 221H206V222H208ZM249 221H250V220H249ZM132 222L129 221V224L131 223V224L133 225ZM181 222H180V223H181ZM183 222H184V221H183ZM185 222H186V221H185ZM263 222H264V221H263ZM169 223H170V221H169ZM175 223H176V222H175ZM209 223H210V222H209ZM225 223H226V222H225ZM103 224H104V225H103ZM127 224H128V222H127ZM131 224H130V225H131ZM183 224H185V223H183ZM187 224H188V221H187ZM198 224H199V223H198ZM198 224H197V226H198ZM210 224H211V223H210ZM210 224H208V225H210ZM212 224H211V225H212ZM236 224H237V225H236ZM134 225H135V224H134ZM140 225H142V224H140ZM177 225H178V223H177ZM181 225H182V224L178 225V227H177V231H179L178 228L182 229V226H181ZM202 225H203V223L201 224V226H202ZM208 225H207V226H208ZM112 226H111V228H112ZM116 226H117V227H116ZM175 226H176V224H175ZM195 226H196V225H195ZM204 226H206V223H205V225H203L202 229L205 228ZM224 226H225V225H224ZM236 226H237V227H236ZM142 227H143V226H142ZM142 227H141V228H142ZM171 227H172V226H171ZM173 227H174V225H173ZM193 227H194V224H193ZM199 227H200V226H199ZM211 227H214V226H211ZM252 227H253V228H252ZM95 228H96V226H95ZM101 228H102V229H101ZM106 228H108V229H107L108 231H111V229L109 230V227H106ZM131 228H132V227H131ZM144 228H143V229H144ZM174 228H175V227H174ZM186 228H187L188 231L186 230ZM208 228H210V227H208ZM208 228L206 227V229H208ZM223 228H222V229H223ZM167 229H168V230H167ZM194 229H195V228H194ZM196 229H198V228H196ZM206 229H205V230H206ZM212 229H214V228H212ZM215 229H216V228H215ZM254 229H255V228H254ZM104 230H106V229H104ZM114 230H115V229H114ZM114 230H113V231H114ZM198 230H199V229H198ZM218 230L220 231L221 229H218ZM218 230H217V231H218ZM199 231H200V230H199ZM206 231L208 232V230H206ZM210 231H212V230H210ZM226 231L229 232V234L227 233L228 236H224V234H226ZM97 232H99V231H97ZM103 232H104V231H103ZM111 232H112V231H111ZM201 232L203 233V231H201ZM213 232H216V231H213ZM260 232H261V233H260ZM104 233H105V232H104ZM112 233H113V232H112ZM112 233L109 232V233H107V234H109V236H110V234H112ZM116 233H114V234H115V238L117 239ZM202 233H199V234H202ZM223 233H224V234H223ZM206 234H207V233H206ZM220 234H219V235H220ZM95 235H96V234H95ZM132 235H133V236H132ZM207 235H208V234H207ZM217 235H218V234H216L215 236H217ZM219 235H218V236H219ZM101 236H102V235H101ZM101 236H100V237H101ZM129 236H128V237H129ZM197 236H198V235H197ZM204 236L201 237V238L203 239ZM111 237H114V236H110L109 238H111ZM120 237H119V238H120ZM170 237L173 238V240H172ZM198 237H199V236H198ZM175 238H176V239H175ZM212 238L214 239V236H213ZM219 238H220V237H219ZM102 239H103V238H102ZM124 239H126V238H124ZM170 239H171V240H170ZM215 239H216V238H215ZM90 240H91V239H90ZM110 240H112V239H110ZM122 240H123V238H122V239L120 238V241H122ZM204 240L207 241L206 239H204ZM216 240H217V239H216ZM220 240H221V238H220ZM100 241H101V240H100ZM112 241L114 242V240H112ZM120 241L118 242V245H119ZM125 241H123V242H125ZM202 241H203V240H202ZM111 243H112V242H111ZM199 243H200L201 245H200ZM112 244H116V240H115V243H112ZM120 244H122V243H120ZM92 245H94V244H92ZM203 245H204V247H203ZM119 246H122V247H123V245H119ZM201 246L204 248V250H203V248H202ZM129 247H130V248H129ZM220 247H221V246H220ZM115 248L118 249V247H115ZM217 248H218V249H217ZM128 249H129L130 251H128ZM163 249H164V250L166 249V250L163 251ZM209 249H210V248H209ZM157 250H158V251H157ZM161 251H160V253H162ZM207 251H208V250H207ZM128 252H130V253L128 254ZM156 252H157V253H156ZM170 252H169V253H170ZM160 253H159V254H160ZM164 255H165V254H164ZM129 256H130V255H129ZM167 256H168V255H167ZM123 257H125V258H123ZM163 261H164V262H163Z\"/></svg>","mask_w":264,"mask_h":264}]
</instances>
